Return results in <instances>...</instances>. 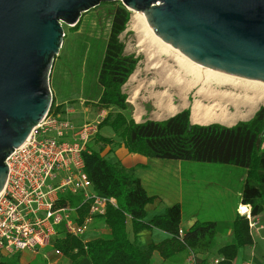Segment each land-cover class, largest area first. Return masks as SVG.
Here are the masks:
<instances>
[{
  "label": "trees",
  "instance_id": "obj_1",
  "mask_svg": "<svg viewBox=\"0 0 264 264\" xmlns=\"http://www.w3.org/2000/svg\"><path fill=\"white\" fill-rule=\"evenodd\" d=\"M109 6L110 29L106 39L85 37L76 41L60 66V77L53 87L54 101L51 111L64 117L65 103L74 104L83 99L85 103L107 110L99 130L110 126L115 137L121 139L130 153L165 160L222 163L236 166L247 174L240 195V203L250 205L252 215L264 212V105L247 121L233 126L219 123L198 124L191 120V110L185 109L164 119H147L137 122L129 115L128 94L124 86L135 72L139 58L126 53V44L121 35L126 31L133 11L122 2H105ZM81 23L72 27L79 31ZM96 135L89 151L84 152L85 171L92 182L93 190L116 199L109 203L99 219L106 224L108 237L85 241L67 234L57 238L55 249L60 250L71 264H79L88 258L91 264H154L158 253L164 261L176 260L179 255L194 249L208 259L211 248L219 236L216 221H199L184 232L183 209L180 202L167 207L164 215H157L147 222V205L156 196L151 195L135 168H127L120 162H111L103 151L117 142L102 133ZM72 199V198H71ZM80 197L72 199L80 203ZM82 201V200H81ZM65 202V201H63ZM89 203L83 204L80 213L84 219ZM132 226L133 239L128 231ZM232 241L220 247L217 254L224 257L222 264H233L239 250L253 245L254 237L249 219L238 211L232 218ZM163 230L170 235L162 242H153L142 248L139 234L144 230ZM20 253L3 260L1 264H20Z\"/></svg>",
  "mask_w": 264,
  "mask_h": 264
},
{
  "label": "water",
  "instance_id": "obj_2",
  "mask_svg": "<svg viewBox=\"0 0 264 264\" xmlns=\"http://www.w3.org/2000/svg\"><path fill=\"white\" fill-rule=\"evenodd\" d=\"M143 13L191 60L264 81V0H0V192L8 157L51 110V74L65 37L105 2Z\"/></svg>",
  "mask_w": 264,
  "mask_h": 264
},
{
  "label": "rangeland",
  "instance_id": "obj_3",
  "mask_svg": "<svg viewBox=\"0 0 264 264\" xmlns=\"http://www.w3.org/2000/svg\"><path fill=\"white\" fill-rule=\"evenodd\" d=\"M110 9L111 7L109 6L99 5L98 7L84 13L80 20L81 27L77 32L72 30V26L63 24L66 35L64 37V41L62 44V48L60 49L59 55L56 57L54 62V66L51 74V83L53 84V86L55 85V81L57 80V78L60 77L61 74L60 66L63 63L65 56L71 53L70 50L72 49L76 41L83 40L85 37L88 36L98 37L101 39L107 38L110 29ZM121 38L123 42L126 44V53L135 54L136 57L139 58V63L135 72L123 87L124 92L128 94V104H129L128 112L131 117H133L137 122H143L147 119H153V120L167 119L174 114L171 111L169 112V110H167V107L164 106L166 103H169L172 104L174 107L178 108L177 111L175 112L176 114L185 109H190L191 120L193 123H198L203 125L212 124V122L199 123L193 121L192 106L194 105V102L196 100H199L204 105L211 106L213 101L210 100L208 97H204L203 95L201 96V93H199V85L195 87H191V89L190 87L187 86L188 83L190 82L192 83V80L194 79L193 76L194 73L192 72L191 73L189 72L187 76L185 75V78L183 79L186 80L183 81V83H181V85L179 86L176 82H173L172 80L171 82H169L167 77H164L165 74L161 72L162 67L167 68L166 70L168 72L166 73H170L171 70L170 68H172L171 71H173L174 72L173 74H175V72L180 69V66L178 62L176 63L175 60L177 59L174 56L170 54L169 55L159 54L156 51H154V48L150 45L149 40L151 39V34L148 30V27L144 22V20L140 16H138V13L136 11H133L127 29L121 35ZM183 72H185V70L182 71V74ZM172 76L174 78V75ZM239 79L242 78L239 77ZM213 84H214L213 86L214 89L223 90V91L231 90L233 92H236L237 94L241 93L240 95H244V92H242L241 90L235 91L231 85L226 84L224 86L223 85L218 86L215 82ZM172 86L174 87L172 88ZM136 92H137V97H135ZM164 92L167 93V97L165 99H162V97L159 94H162ZM206 92L208 93V91H205V93ZM161 99L164 100L163 101L164 103L161 102ZM167 100L170 102H168ZM225 105H226L225 113L228 111L226 115L228 117L232 115L230 118H235V119H233L232 122L230 121L224 124L219 121H214L213 123L217 122L222 125L233 126L234 124L240 121H247L251 119L254 116V114L257 112V110L262 105H264V101L261 102L260 105H258L255 111L252 113L251 111L249 112V108L242 103L226 102ZM64 110L67 116L76 125H81L84 124L85 122H92V121L101 122L108 113L107 110H100L96 106L85 103L83 99L79 100L74 104H71L70 102L65 103ZM229 113L231 114L229 115ZM100 133L109 137L116 138L115 140L117 142H115V144L113 145L106 146L105 150L103 151V154L107 156L109 161L111 162L116 161V159L119 158V155H121L120 149L123 145L120 143L121 139L115 137V133L110 126L103 127ZM92 143H94V141ZM92 146L95 149L100 148V145L97 143L92 144ZM149 159L152 161V163L150 164V170L142 171L140 172L139 175L144 176L145 185L150 192H155L162 197L163 202L161 206L172 205L176 202H180L182 204V209H183L182 225L184 228L188 227L195 220H199V221H216L219 227L218 228L219 235L221 234V232L227 234L229 230L232 229L233 227L232 219L229 218L235 212V204L238 202L239 196H237V194L234 193V191L238 187L237 186L238 182L231 175L229 176L227 174V170L229 166L222 163H209V162H197V161L186 160L183 161L182 172L177 173L179 162H181L180 160H165V159H155V158H149ZM149 179L151 180V182L149 181ZM228 190H230L231 192L230 194H228L229 192ZM95 223L96 222H94L92 231H94L93 228L96 225ZM127 226H128V231L131 234V238L133 239L134 235L132 232V226L130 222L128 223ZM103 231L99 232V235L92 239L85 237V240L88 241V240L97 239L98 237H108V234L110 233L108 228H106ZM218 237L214 242L215 245L214 249L215 247L217 248V246L226 244L228 241V238L226 239L225 236L221 240H219ZM56 239L53 241V243L50 246L41 249L37 253H32L29 251L20 252L21 254L20 264H66L68 263V261L70 262V259L64 257L62 252H61L62 256L60 254L55 253V250H57L54 247ZM230 240L232 239L230 238ZM260 245L262 246V249H264V242H260ZM192 250L194 249H189V252L185 253L184 255H179L181 256L179 262L181 263V261H184L185 256L188 259H190ZM257 253H259L260 255L259 250L257 251ZM12 257L13 255L9 257L7 255L5 257H2V259L6 260L7 258H12ZM82 260L85 261L86 259L83 258ZM157 261L159 260L156 259L155 256L154 264H157ZM161 262L162 263L159 264L177 263L174 262V260L164 261L163 259ZM184 264H186V262Z\"/></svg>",
  "mask_w": 264,
  "mask_h": 264
},
{
  "label": "built area",
  "instance_id": "obj_4",
  "mask_svg": "<svg viewBox=\"0 0 264 264\" xmlns=\"http://www.w3.org/2000/svg\"><path fill=\"white\" fill-rule=\"evenodd\" d=\"M99 124L76 125L68 116L50 110L8 157L9 175L0 192V264L2 257L37 253L67 234L85 240L107 205L116 204V199L93 190L85 171L83 155L99 133ZM79 197L80 203H73L72 199ZM87 203L89 211L82 219L80 210ZM238 212L249 219L252 230L258 227L251 206H239ZM179 234L183 239L184 230ZM55 253L62 254L60 250ZM188 261L202 264L194 250ZM205 261L222 264L224 257L217 255Z\"/></svg>",
  "mask_w": 264,
  "mask_h": 264
},
{
  "label": "bare ground",
  "instance_id": "obj_5",
  "mask_svg": "<svg viewBox=\"0 0 264 264\" xmlns=\"http://www.w3.org/2000/svg\"><path fill=\"white\" fill-rule=\"evenodd\" d=\"M137 13H138V16H140L144 20V22L146 23V25L148 27V30L151 34V39L150 40L147 39V40L150 41V45L154 48V51H156L159 54H166V55L170 54V55L174 56L177 59V60H175L176 63L178 62L179 66H180L179 70H177V71L175 70L176 71L175 74H173L174 72L171 71L172 68H170L171 69L170 73H166V72H168L166 70L167 68L162 67L161 72L163 74H165L164 77H167L169 82H171V80L173 82H176L179 86V85H181V83H183V81L186 80V79L185 80L183 79V78H185V75L187 76L189 72L190 73L192 72V73H194V75H193L194 79L193 80L191 79L192 83L191 82L188 83L187 86L190 87V89H191V87H195V86L199 85V93H201V96L203 95L204 97H208L210 100L213 101L211 106H206L201 101L196 100L194 102V105L192 106L193 107V109H192L193 121L199 122V123H209V122L213 123L214 121H219L223 124L228 123L230 121L232 122L233 119H235V118H230L232 115L230 117H228L226 115V113L228 111L225 113V106L227 105V104L225 105L226 102L227 103H232V102L233 103H242V104L246 105L249 108V112L251 111V113H252L255 111L257 106L260 105V103L264 101V81L249 80V79H244V78L239 79V77H236L234 75H230V74H227L224 72H220V71L208 68V67H206V66H204L198 62L191 60L190 58L185 56L180 50H178L177 48L166 43L164 40H162L155 33L154 30L152 29V27L150 26L148 19H147V16L145 14L140 13V12H137ZM174 57H173V59H174ZM167 65H168V63H167ZM160 66H163V65H160ZM184 70H185V72H183V74H182V71H184ZM158 75H159V73H158ZM172 75H174V78ZM163 80H164V78H163ZM214 82L218 86H222V85L224 86L226 84L231 85L235 91L241 90L242 92H244V95H240L241 93L237 94L236 92H233L231 90L230 91L229 90L223 91V90L214 89L213 88ZM165 83H166V81H165ZM216 84H215V87H216ZM185 85H186V83H185ZM174 86H172V88ZM205 91H208V93L207 92L205 93ZM156 95H158V94H156ZM159 95L162 97V99H165L167 97L166 92L159 94ZM151 96H152V94H151ZM135 97H137V92L135 93ZM162 99H161V102L164 101ZM168 102H170V101H168ZM159 104H160V102H159ZM233 105H235V104H233ZM164 106L167 107V110H169V112L171 111L172 113H175L178 109L177 107H174L172 104H169V103H166ZM229 107H231V106H229ZM229 107H228V109H229ZM230 114L231 113H229V115ZM238 118H239V116H238ZM246 210H247V208L245 207V211Z\"/></svg>",
  "mask_w": 264,
  "mask_h": 264
},
{
  "label": "crops",
  "instance_id": "obj_6",
  "mask_svg": "<svg viewBox=\"0 0 264 264\" xmlns=\"http://www.w3.org/2000/svg\"><path fill=\"white\" fill-rule=\"evenodd\" d=\"M175 114L176 113H174L173 115H175ZM120 150H121V155H119V158L116 159V161H114V162H120L121 164H123L127 168H135L136 175L142 179V182H143L144 186L146 187L144 176L143 175L141 176L139 174L142 171L150 170V164L152 163V161L149 159V157L143 156L141 154L130 153L124 145H122ZM180 161H181V162H179L180 168L179 167L177 168L178 169L177 173H181L182 169H183L182 168L183 167V161L182 160H180ZM227 166H229L228 170H227V174L229 176L231 175L238 182V185H237L238 187L234 191V193L237 194V196H239V198H240V195L242 192V187H243V184L245 182L247 174L244 172V170H242L236 166H233V165H227ZM149 181L151 182L150 179H149ZM146 189L148 190L147 187H146ZM228 191H229L228 194H230L231 193L230 190H228ZM149 193L151 195L156 196V199L152 204H149L146 207V209L148 211V215L146 217L147 222L151 221L157 215H164L166 213L167 207L170 206V205L161 206V204L163 202L162 197L155 192L149 191ZM239 206H250V205L241 204L240 200H238V202L235 204V212L233 213V215L229 219L233 218L235 213L238 211ZM263 220H264V212L257 217L258 227L252 230V234L254 237V244L241 248L239 250V254H238V256H237V258L233 264H247L249 261L252 262L253 264H264V251H262L264 249H262V246L260 245V242H264V222H263ZM195 221L193 223L191 222L192 224H190L186 228H184L182 225V229L184 230V232L187 229H189L195 223ZM95 222H96L95 223L96 225L93 228L94 231H92L90 234H88L87 238L92 239V238L98 236L99 232H101L107 228L106 224L103 223L101 221V219H97ZM224 236L226 239L228 238L227 243L231 242L232 240H230V238L232 239V229H230L227 234L226 233L224 234L223 232H221V234L218 237L219 240L224 238ZM171 237H172V235H170L169 233H167L163 230L157 229V228H155L153 230H144L139 234V239L141 241L142 247L145 249L148 248L149 245L153 242L159 243V242H162L163 240H165L167 238H171ZM214 246L215 245L213 244L209 257L217 256L218 255L217 254L218 249L220 247H222L223 245L217 246V248L215 247V249H214ZM258 250L260 251L261 256L259 255V253H257ZM198 255H199L200 262L202 264H205V263H203V260L205 261L204 256L201 254H198ZM155 256H156V259L159 260V261H157V264L162 263L161 262L162 259H161L160 255L158 253H156ZM85 259H86L85 261L82 260L79 264H91V262L88 258H85ZM179 259H181V256L176 258V260H174V262H177L176 264H184L185 262H186V264H190L188 261V258L186 256L184 258V261H181V263L179 262ZM205 262H207V261H205ZM66 264H71V261L70 262L68 261V263H66Z\"/></svg>",
  "mask_w": 264,
  "mask_h": 264
}]
</instances>
